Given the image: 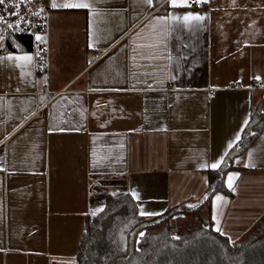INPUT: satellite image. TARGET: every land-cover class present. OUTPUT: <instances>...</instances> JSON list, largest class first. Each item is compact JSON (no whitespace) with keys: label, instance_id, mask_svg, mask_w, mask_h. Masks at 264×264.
Listing matches in <instances>:
<instances>
[{"label":"crops","instance_id":"crops-1","mask_svg":"<svg viewBox=\"0 0 264 264\" xmlns=\"http://www.w3.org/2000/svg\"><path fill=\"white\" fill-rule=\"evenodd\" d=\"M55 2L91 7L49 11L44 74L0 51L32 56L0 62V264H78L87 221L124 194L145 217L184 204L246 236L264 216V123L229 161V194L202 200L264 96V0ZM187 12L205 19H158Z\"/></svg>","mask_w":264,"mask_h":264},{"label":"trees","instance_id":"trees-1","mask_svg":"<svg viewBox=\"0 0 264 264\" xmlns=\"http://www.w3.org/2000/svg\"><path fill=\"white\" fill-rule=\"evenodd\" d=\"M163 1L154 0V4ZM17 46L32 51L30 37L9 38L10 50ZM258 109L260 122L249 132L245 128L236 146L241 145L244 137L249 139V145L260 132L264 123V96L252 117ZM230 168L228 164L224 171H208V187L202 200L208 210L214 193L229 194L224 176ZM197 209L182 204L160 215L145 217L138 212L131 195L109 196L104 208L87 221L77 253L78 264H264V216L240 241L231 242L226 235L203 227L196 218ZM180 214L188 219V224H175ZM137 228L134 249L128 257L130 235ZM142 231L143 235H139Z\"/></svg>","mask_w":264,"mask_h":264},{"label":"built area","instance_id":"built-area-1","mask_svg":"<svg viewBox=\"0 0 264 264\" xmlns=\"http://www.w3.org/2000/svg\"><path fill=\"white\" fill-rule=\"evenodd\" d=\"M51 0H5L3 5H0V16L4 17L5 22H0V35L5 37L0 40V51H5L8 48V40L14 36L30 37L32 43L33 65L36 74H44L47 70V48L44 42L37 41V35L45 37L48 30L47 16L50 10ZM19 4V7L14 5ZM43 9L39 16L31 15L39 9ZM10 12H16V16L10 15ZM23 17L21 21L22 31L16 32L15 29H8L7 23L15 24L17 19ZM56 93L47 92L46 96L49 99L53 98Z\"/></svg>","mask_w":264,"mask_h":264},{"label":"snow or ice","instance_id":"snow-or-ice-1","mask_svg":"<svg viewBox=\"0 0 264 264\" xmlns=\"http://www.w3.org/2000/svg\"><path fill=\"white\" fill-rule=\"evenodd\" d=\"M30 2V0H29ZM170 2V6L171 7H191L192 4L189 2V0H169ZM195 3L197 4H200V3H207L208 0H194ZM5 3V0H0V5H3ZM146 3H148L149 6H151L152 4V0H146ZM15 7H19L20 5L19 4H16L14 5ZM233 6H235V4H233ZM50 7L53 8V9H57V8H65V9H68V8H84V9H89L91 6L88 4V3H63V4H58L55 2V0H53V2L50 4ZM43 9H39L38 11L36 12H32L31 15H36V16H39L40 15V12H42ZM10 15L12 16H16L17 13L16 12H10ZM91 15V13H90ZM159 20L161 21H164V20H169V21H173V20H183L184 22V25L185 26H188L190 25L191 22H199V21H203L205 19V16L200 14V13H192V12H187V13H184L182 16H177V15H173V14H169L168 17H164V16H160L158 17ZM23 20V17H21L20 19H17L15 21V24H12V23H7V28L8 29H15L16 32H20L22 31L20 25H21V21ZM0 22H5L4 21V17L3 16H0ZM5 37L3 35H0V40H4ZM35 39L37 41H40L43 39V37L37 35L35 37ZM91 47V45H89ZM18 47V46H17ZM8 60V61H17V62H25V63H28V62H31L32 61V56L31 55H27V54H24V55H13L11 53H9L6 57H0V62L4 61V60ZM18 67L19 66H22L20 64L17 65ZM257 79H259V77H256ZM240 140V136L237 135L235 137V140L230 142L227 147L228 148H231L233 143H235V141H238ZM223 157H220L219 159H217L215 162H212L210 164V167L211 169L215 170V169H218L219 167H221L222 165V161H223ZM246 167L249 166V165H245ZM202 167H204V165H202ZM238 174L236 173H229L228 175V178H227V186L229 188L232 187V179L234 176H236ZM222 197H220L219 195H217L214 200H213V205L215 206V203L216 201L218 200H221ZM191 207V206H190ZM95 213H93L94 215ZM142 215L143 214H151V213H144L142 212L141 213ZM141 235H143V233H141Z\"/></svg>","mask_w":264,"mask_h":264},{"label":"water","instance_id":"water-1","mask_svg":"<svg viewBox=\"0 0 264 264\" xmlns=\"http://www.w3.org/2000/svg\"><path fill=\"white\" fill-rule=\"evenodd\" d=\"M162 11V10H161ZM259 113H260V109H258L257 113L252 117V119L250 120V122L248 123L247 127H246V131L249 132L252 130V128L258 124L261 120V117L259 116ZM249 143V139L247 137H244L242 139V143L240 146H236L234 148H232L229 153L226 155L222 165H221V168L220 170L221 171H224L226 170L228 164H229V161L232 159V157L236 154H238L240 151H242ZM138 230L137 229H134L130 235V241H129V255L128 257L131 256V253L134 249V242H133V236L135 235L136 231ZM117 260H120L119 258Z\"/></svg>","mask_w":264,"mask_h":264},{"label":"rangeland","instance_id":"rangeland-1","mask_svg":"<svg viewBox=\"0 0 264 264\" xmlns=\"http://www.w3.org/2000/svg\"><path fill=\"white\" fill-rule=\"evenodd\" d=\"M177 218H175V224H177V225H183V224H185V223H187L188 224V219L187 218H185V217H183V216H176ZM141 233H143V231L142 232H140L139 233V235H141ZM229 238V237H228ZM242 238H240L239 240H235V241H233V240H230L231 242H237V241H240Z\"/></svg>","mask_w":264,"mask_h":264}]
</instances>
